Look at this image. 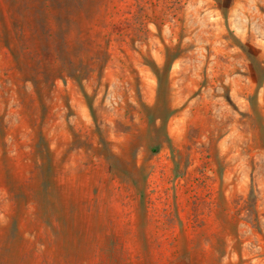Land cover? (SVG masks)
<instances>
[{
    "label": "rangeland",
    "instance_id": "1",
    "mask_svg": "<svg viewBox=\"0 0 264 264\" xmlns=\"http://www.w3.org/2000/svg\"><path fill=\"white\" fill-rule=\"evenodd\" d=\"M0 264H264V0H0Z\"/></svg>",
    "mask_w": 264,
    "mask_h": 264
}]
</instances>
